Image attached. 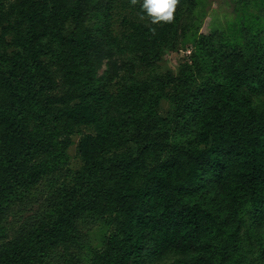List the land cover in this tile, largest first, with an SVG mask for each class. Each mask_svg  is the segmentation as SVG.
<instances>
[{"label":"trees","instance_id":"16d2710c","mask_svg":"<svg viewBox=\"0 0 264 264\" xmlns=\"http://www.w3.org/2000/svg\"><path fill=\"white\" fill-rule=\"evenodd\" d=\"M94 1L0 0V63L10 67L0 97V222L18 188L45 181L59 191L43 201L54 219L27 220L14 237L0 228V264H144L148 241L153 257L170 249L200 252L197 264H212L214 242L229 247L219 217L197 199L209 183L230 211L250 196L255 217L264 221V41L253 36L247 46L213 57L215 81L196 89L188 69L170 75L169 82L182 86L173 96L175 115L199 114L196 142L170 144L168 128L152 123L153 109L146 108L150 82L125 81L117 91L95 82L92 54L100 60L104 52L84 26ZM142 2L136 0L141 13ZM195 4L177 0L170 22H132L126 68L160 60L180 16ZM10 31L18 34L7 54L2 47ZM55 43L62 52L44 60ZM140 118L150 122L134 138L137 148L122 151L117 129ZM76 133L83 169L54 172L52 162L59 165ZM163 153L168 156L148 162ZM101 218L111 226L105 249L82 248L70 259L71 246L65 241L66 250L59 248L65 226L79 229L78 219L88 227Z\"/></svg>","mask_w":264,"mask_h":264},{"label":"rangeland","instance_id":"374dc122","mask_svg":"<svg viewBox=\"0 0 264 264\" xmlns=\"http://www.w3.org/2000/svg\"><path fill=\"white\" fill-rule=\"evenodd\" d=\"M195 1V6L192 9L185 8L177 21L170 41L163 48L162 58L151 66L138 68L134 72L128 70L124 64L131 45V23L150 21L146 16L142 18L136 0H95L84 22V26L101 43L104 52L100 60L97 59V52L92 54L95 82H106L112 91H117L120 84L125 81L150 82L151 89L147 93L146 108L153 109L150 116L152 123L156 119L163 125L164 132L165 128L166 130L168 128V133L165 135L168 136L166 138L170 144L187 141L195 143L199 131V114H188L185 118L175 115L173 96L182 89V86L175 87L174 82H169L170 75L184 76L185 69H188L192 72L190 89H196L207 82L215 81L212 74L213 57H217L218 54L223 56L235 48L248 45L249 38L253 36L260 42L264 41V0ZM73 27L74 25L70 24L67 30ZM105 32H109L111 39L116 42H111ZM17 34L16 31H10L6 35L9 44L2 47L5 53L8 54L11 46L15 45ZM61 52L62 50L55 43L52 54L45 55L44 60L52 61ZM9 71L8 64L0 63V97L7 94ZM160 81L162 83H159ZM149 122L140 118L133 125L120 126L117 129L116 137L121 142L120 147L124 148L122 151H129L128 149L133 151L137 148L134 138L141 135L139 132H142ZM86 129V126L81 127L83 131ZM79 137V133L73 136L74 144L69 147L65 157L60 159L59 165L56 161L52 162L57 166L54 172H77L83 169V162L77 155ZM158 155L150 157L148 162L154 165L158 159L162 160L168 156V153ZM51 191L54 192V196L59 192L55 186L49 189V183L45 181H41L30 190H24L22 187L15 190L12 193L14 203L0 222L2 234L14 237L15 232L24 225L25 221L34 222L35 218L40 221L42 214L45 221L54 219L55 215L50 210L52 207L49 205L46 208L43 204L45 198L50 197ZM197 199L205 208L214 212L224 225L222 236L229 249L223 248V243L219 241L214 242L216 254L211 258L207 255L210 260L212 259V264H264V221L255 217L250 196H242L237 209L230 211L215 185L209 183L208 188ZM83 220L86 222V219L77 220L79 229L64 227L62 224L63 233L57 236L59 244L63 242L59 245L60 249H65V241L71 246L68 253L70 259H72L71 252L78 253L82 248L87 250L90 247L92 250L101 251L107 246L111 229L108 218L96 219L88 227L82 223ZM151 244L152 242L148 241L144 264H197L204 255L200 252L185 255L170 249L164 255L153 257L149 254ZM183 258H187L186 263H182ZM84 259L86 260V257Z\"/></svg>","mask_w":264,"mask_h":264},{"label":"clouds","instance_id":"9594fccd","mask_svg":"<svg viewBox=\"0 0 264 264\" xmlns=\"http://www.w3.org/2000/svg\"><path fill=\"white\" fill-rule=\"evenodd\" d=\"M177 0H143L142 18L147 16L153 23L170 22Z\"/></svg>","mask_w":264,"mask_h":264}]
</instances>
